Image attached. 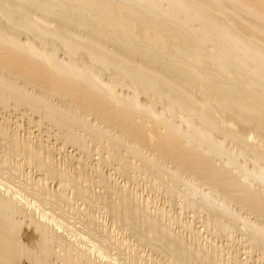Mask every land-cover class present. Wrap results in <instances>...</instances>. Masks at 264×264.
Listing matches in <instances>:
<instances>
[{
    "label": "bare ground",
    "instance_id": "bare-ground-1",
    "mask_svg": "<svg viewBox=\"0 0 264 264\" xmlns=\"http://www.w3.org/2000/svg\"><path fill=\"white\" fill-rule=\"evenodd\" d=\"M0 264H264V0H0Z\"/></svg>",
    "mask_w": 264,
    "mask_h": 264
}]
</instances>
